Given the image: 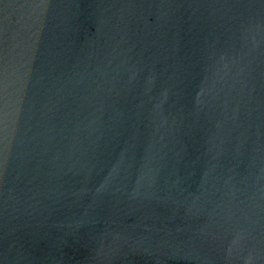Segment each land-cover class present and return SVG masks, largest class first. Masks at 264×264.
<instances>
[{"label": "water", "instance_id": "95a60500", "mask_svg": "<svg viewBox=\"0 0 264 264\" xmlns=\"http://www.w3.org/2000/svg\"><path fill=\"white\" fill-rule=\"evenodd\" d=\"M0 264H264V0H0Z\"/></svg>", "mask_w": 264, "mask_h": 264}]
</instances>
